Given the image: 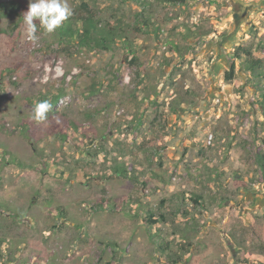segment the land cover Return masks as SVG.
Wrapping results in <instances>:
<instances>
[{"label": "rangeland", "instance_id": "1", "mask_svg": "<svg viewBox=\"0 0 264 264\" xmlns=\"http://www.w3.org/2000/svg\"><path fill=\"white\" fill-rule=\"evenodd\" d=\"M16 1L0 12V264H264V0H94L123 36L110 50L36 20L30 41Z\"/></svg>", "mask_w": 264, "mask_h": 264}, {"label": "trees", "instance_id": "2", "mask_svg": "<svg viewBox=\"0 0 264 264\" xmlns=\"http://www.w3.org/2000/svg\"><path fill=\"white\" fill-rule=\"evenodd\" d=\"M168 2L173 3H182L185 4L189 0H167ZM94 0H82L78 7L73 9V15L66 20L62 26L59 28L61 38H67L68 41L76 42L77 45L83 48L89 49H97V50H110L112 48V43L116 40V38L123 36L119 34V28H106L101 25V21L98 19L97 10L94 6ZM23 8V6L17 2L16 0L11 1L9 3L2 2L0 5L1 13H14L19 9ZM65 23H69V25H65ZM129 41V39H126ZM242 53L245 55L244 66L247 70L251 72H255L260 69L263 65V60L261 58H257L254 56L253 51L247 47L237 48L234 52V56L240 58ZM126 61L131 64H136L137 57L134 54H130L126 56ZM236 72V63L234 60H231L229 69L225 72L226 80L230 81L234 78ZM152 146L156 143V137L152 136L148 140ZM258 162L261 165L262 171L264 173V151L257 152ZM125 172L124 168H120L118 170V174ZM201 196H196V198L191 199L197 204L198 199ZM61 214H65L62 208L59 209ZM149 221L153 223H157L158 220L154 217L152 212L148 214ZM181 259V256L177 255L175 261Z\"/></svg>", "mask_w": 264, "mask_h": 264}, {"label": "clouds", "instance_id": "3", "mask_svg": "<svg viewBox=\"0 0 264 264\" xmlns=\"http://www.w3.org/2000/svg\"><path fill=\"white\" fill-rule=\"evenodd\" d=\"M73 15V9L67 0H29V8L23 14V25L25 35L30 41L38 39L39 28L45 33H54L62 24ZM52 109V104L48 100L37 101L30 118L36 122H43L47 119L48 112Z\"/></svg>", "mask_w": 264, "mask_h": 264}, {"label": "built area", "instance_id": "4", "mask_svg": "<svg viewBox=\"0 0 264 264\" xmlns=\"http://www.w3.org/2000/svg\"><path fill=\"white\" fill-rule=\"evenodd\" d=\"M210 137H212V135Z\"/></svg>", "mask_w": 264, "mask_h": 264}]
</instances>
